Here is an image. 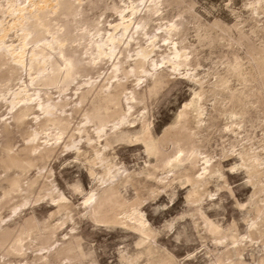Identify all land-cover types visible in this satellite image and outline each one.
I'll return each instance as SVG.
<instances>
[{
    "label": "bare ground",
    "instance_id": "obj_1",
    "mask_svg": "<svg viewBox=\"0 0 264 264\" xmlns=\"http://www.w3.org/2000/svg\"><path fill=\"white\" fill-rule=\"evenodd\" d=\"M175 6L176 14L170 15L166 12L165 8ZM249 7L251 13L257 15L259 10L263 11L264 0H253ZM99 8L115 12L118 19L105 26L100 17L95 16L96 14L90 15V11ZM0 13L10 16L6 22L0 18V69L5 65L10 69L25 72V77L21 76L19 87L12 92L8 101L11 109L18 107L13 109L8 117L11 122L7 119L3 120L1 131H4L8 137L12 132L10 125L21 127L31 114L34 121V127L27 133L28 139L26 138L27 141L22 147L10 153L2 144L0 148L2 166L6 169L16 168L22 173L27 171L35 161L51 157L64 134L69 132L68 140L64 138L63 147L72 150L77 158L83 157L89 162V173L99 182L98 187L89 190L81 201L84 215L94 221L131 229L138 234L134 249H118L119 264H181L182 262H179L174 254L158 247L156 240L158 232L141 207L139 200L142 198L138 199L136 195L137 198L130 200L122 193V189H126L128 184L140 182L137 179L140 173L145 177L153 178L155 182L157 180L163 188L171 187L175 182L183 179L190 184L188 201L198 202L192 210L195 216L193 221L197 226H202L205 234L213 236L211 239L214 250L212 249L211 253L216 251V254H213L215 258L207 264H245V259L241 257L243 251L248 246L250 249L253 248L256 238L252 237L251 233L247 235L235 233V229L227 234L210 218L201 203L204 194L209 190L208 184L224 177L221 170L222 162L214 160L215 156L202 148L204 141L209 142L207 139L210 138L207 136L214 127L204 100L207 99V92L211 93L215 103L219 101L218 95L226 93L230 94V99H240L237 87L235 91H238H234L237 95L230 90L227 76H231L232 73L239 80V77L244 75V64L234 53L233 59L228 58L229 62L224 65L227 76L223 74L224 72L214 69L215 78L208 81L211 86L206 90L204 82L210 73H202L190 65L191 54L197 48L191 49L189 45L182 43L189 37V25L193 23L197 39L201 43L218 37L228 40L230 46H234L235 42L239 45L240 39L232 40L230 30L232 27L221 25L218 21L210 24L202 21L195 9V3L191 0H0ZM51 19L60 20L61 23L59 22L56 27ZM153 22L157 24L154 25ZM236 29L240 38L248 37L243 28L236 27ZM10 31H14L17 35V42L7 41ZM253 33L255 32H251ZM249 42L251 41L246 42L247 45ZM164 46L169 48L168 52ZM247 52L250 55L248 62L253 68L260 65L264 67L263 45L249 44ZM176 71L178 75L181 73L199 84L200 89H197L190 99L184 101L175 121L165 129L163 135L156 137L153 122L149 117L147 100L154 98L167 84L170 75ZM84 77L87 78L83 79ZM49 87L58 89L57 98L52 96ZM69 90L70 92L66 93ZM64 92L65 95H62ZM246 92L248 93L247 90ZM78 114L83 116L82 120L80 119L81 124L73 126ZM242 121H232L231 123H236V128L233 124L225 130L232 132L230 134L239 132L237 128H240L239 123ZM51 128L54 130V133L51 132L54 141L41 137L44 141L41 143L40 134ZM244 136L242 139L237 136L241 140L236 137L232 145H239L242 140L249 141V135ZM130 141L143 143L145 151L156 159V163L149 161L147 168L143 167L140 173L131 170L130 172L124 166H119L114 160L115 152L112 150L116 144ZM43 143L45 146L41 147ZM252 145L241 144L237 154L244 160L243 166L246 170L244 171L248 173V177L255 181H263V185L259 188L263 191L264 155L258 150V146L249 153ZM170 146L171 149H168ZM246 152L250 155L248 158H243L242 154ZM159 169H163L164 175H157L156 171ZM49 173V170L39 166L37 174L28 180L24 189L31 192L33 188L41 187L49 178ZM5 181L7 188L2 195L21 187L18 177ZM54 187V190L46 194L48 200L56 207L50 212L48 219L40 221L35 214H32L21 221L10 219L13 220L12 223H1L0 247L10 242L9 247L6 246V255L24 256L27 253L30 242L24 243L23 236L32 228L38 227L40 231L43 230V235L38 234L44 242L52 235L54 229H58L56 227L74 219L72 201L62 190H59L60 188ZM8 199L9 197L7 201L5 199L0 201V209L5 202H9ZM16 206L19 204H14L12 207ZM56 214H60L61 218L53 223L50 218ZM263 218L264 216L260 222L253 219L250 226L252 232L258 231L257 226L262 225ZM74 228L72 225L70 229L74 230ZM38 229L35 231L38 232ZM35 237L39 238V236ZM261 242L264 247V239ZM262 250L264 261V248ZM63 252L71 258L82 260L91 254L85 250L82 238L71 231L63 246L50 254L41 252L36 258L45 260L44 264L45 262L47 264L49 257L54 258Z\"/></svg>",
    "mask_w": 264,
    "mask_h": 264
},
{
    "label": "rangeland",
    "instance_id": "obj_2",
    "mask_svg": "<svg viewBox=\"0 0 264 264\" xmlns=\"http://www.w3.org/2000/svg\"><path fill=\"white\" fill-rule=\"evenodd\" d=\"M191 1L195 3V9L202 21L209 24L214 21H218L221 25L232 27L230 28L233 36L232 40L240 39L241 43L237 45L236 42L233 41L235 42V45L230 46L228 40L218 39L215 34L213 35L216 39H208L209 42H212L209 43L205 40L201 43L197 39V33L193 23H191L192 25H189V37L182 41L183 44L189 45L191 49H194L195 47L197 48V50H194L191 54L190 65L193 66V68H197V70L202 73L209 72L210 75L206 77L207 79L205 78L208 82L214 80L215 77L213 72H215V70L220 71L221 73L224 72V75L226 74V66L224 65L227 64L229 60L233 59L234 53L239 56L240 60L242 59L241 62L244 64V75L243 77H239V80H237L238 78L235 74L232 75V73H230L231 76H227L226 74L228 84H230V90L234 92L237 87L239 90H237L239 92L237 94L240 95V99H230V94L226 93L224 95H218L217 98L219 101L215 103V99H213L211 93L207 92V99H205L206 101L204 100L207 112H209L208 116L212 117L213 125L216 128L212 127L213 129H210L211 135H206L210 138L207 139L209 142L204 141V143H202V148L211 155H214V160L216 159L217 161L222 162L221 170L224 173V177H221V180H213L208 184L207 189L209 188V190H207L206 194H204L201 203L210 218L219 224L223 231L227 234L233 232L234 229L235 233H240L241 235L251 233V236L256 238L253 248L251 247L250 249L249 246L246 247L241 257L245 259V264H264V261L262 260V248L264 247L261 242L264 239V221L262 222V225L257 226L258 231L255 232L254 230L252 232L250 229L253 219L260 222L264 216V190H259V188L263 185V181L256 180L258 182L256 183L255 179L253 180L250 176L249 177L251 179L248 177V173H245V166H243L244 160L237 154L241 144H253L252 148H250L251 150L248 152L252 153V150L259 147L258 150H260L264 155V67L260 65L257 66L258 68L256 66L253 68L248 62L250 55H248L247 52L249 44L252 43L253 45H263L264 47V8L263 11H261V9L257 15H255L251 13V9L249 7L250 2L253 0ZM99 9H94V11L92 10L93 12L90 11V15L96 14L95 16L98 18L100 17V20L105 23V26H107L109 22H114L118 19L115 12ZM165 9L166 12L170 13V15H174L177 12L176 6L174 8L167 7ZM101 14L102 16H100ZM9 17L10 16L8 14L0 13V18L3 19L4 22L8 21L10 19ZM54 20L55 19L51 22L54 26L56 25V27H58L57 24H59V22L61 23V21ZM155 23L157 24V22H153L154 25ZM236 27L243 28V30L248 34V37H242L243 40H241L242 38H240ZM251 32L255 33L251 34ZM8 38L7 41L12 40L13 42H17L16 38L18 37L14 31H10ZM246 39L252 43L249 42L247 45L248 41ZM206 41L208 45L206 44ZM165 48L168 52L169 48ZM104 66H107V64H104ZM183 67H181V71H183ZM101 72L103 71L101 70ZM174 73L170 75L169 81L161 88L160 91H158L156 96L147 100L149 117L153 122L152 126L156 137H158V135L160 137L163 135L165 129L175 121V118L181 110L184 101L190 99L194 92L197 91V89H200L199 84L193 82L191 79H188L185 75H182L181 73L178 75L177 71ZM21 76L25 77V72H23V70L17 71L15 69H10L5 65H3L0 69V148L5 145L6 151L10 153L15 152L26 143L28 139L27 133L34 127V121L32 120L33 114H31L21 127L18 128L10 125V130L12 129V132L8 137H6L4 131H1L3 120L7 119L8 122H11L12 120L8 117L18 107H14V110L11 109V105L8 101L12 92L19 87L21 83L19 81ZM26 78L28 77L26 76ZM85 78L87 77H84L83 79ZM262 81L263 83H261ZM205 82L204 87L208 90L211 85L209 82ZM244 84L246 85L244 86ZM48 90L52 92V96L54 98L59 96L58 89L49 87ZM68 92H70V90L66 91V93ZM63 94L65 95V92L62 93V95ZM4 98L7 99L5 100ZM150 102L151 104L149 105ZM69 107L70 106H68V108ZM82 118L83 116L78 114L77 119L73 122V126L80 125V119L82 120ZM234 120H243L239 123L242 130L237 128L239 132L236 131L235 133L230 134L232 132L225 130V128L229 125L233 126V124L236 128V123H231ZM52 130L53 128L48 129L45 133H41L39 138H48L51 142H53L54 138L51 132L54 133V130ZM220 130L223 133H221ZM208 133L209 131L207 134ZM241 134H243V136L246 135V137L249 135V141L242 140L243 142L241 141V144L238 143L239 145L233 146L232 144L235 142L234 139L237 136L242 139L243 136ZM68 135L69 132L64 134L63 138L59 141V146L53 152L51 157L45 160L35 161L34 165L23 173L16 168L6 169L0 163V201H4V199L6 200L8 197L10 199H8V203L5 202V205L2 207L3 209H0V214L2 215H0V225L4 222L12 223L13 220L10 221V219L21 221L32 214H35L40 221H43L45 218L48 219L50 212L54 211L56 207L52 204V202H50V200H48V196L46 194L51 192V190H54V186H56L57 189L60 188L59 190H62V192L70 198L72 205H74L72 207L74 219L68 220L63 226L56 227L58 229H54L55 232L53 230L51 233L52 235L48 236L44 242L40 239V235H43L42 233L44 232H42L43 230L40 231L38 227L32 228L29 231L30 233L27 232L24 234V243L30 242V246L26 250L27 253L24 256L6 255V246L8 248L10 242H6L8 244L4 243V245L0 247V264H44L45 260L37 259V254L44 251L47 252V254H50L63 246L65 239L71 231L74 235H78L82 238L85 250L91 252V254L82 260L79 258H71L63 252L54 258L49 257L50 259L47 260V264H119L118 249L126 248L127 250H132L136 247L135 242L138 239V234L136 232L131 229L111 226L107 223L94 221L91 217L84 215L81 201H83V197L89 190L98 187L97 185H99V182L97 178H94L89 173V162L85 161L83 157L77 158L76 154L73 153L72 150L70 151L68 148L63 147L64 138H69ZM6 138L7 142L5 143ZM42 138L39 139V141L42 140L41 143L44 142ZM68 138L66 140H68ZM44 146L45 143H43L41 147ZM168 149H171V146ZM112 152H115L114 160L118 162L119 166L122 165L129 171H135L134 173H140L144 168H147L146 166H148L149 161L152 163L155 161L156 163V159L147 154L144 144L141 142L130 141L116 144ZM249 153L246 152L242 154L243 158H248L250 155ZM39 166L44 167V170H49L50 176L45 180L41 187L37 186L29 192V190L24 188L27 186L28 180L37 174ZM156 172L158 176H162V174L164 175L163 169H159ZM15 177H18L20 180L21 187H19L18 190L11 191V193L9 192L8 194L2 195L7 188L5 180ZM224 178L226 179L225 181ZM137 179L140 182H135L132 185L128 184L129 186L127 185L126 189H122V193L130 200H133L134 197L137 198V196L139 197L138 199L142 198L139 200L141 202V207L145 211L153 228L156 232H158V236L156 237L158 247L163 250L166 249L170 253L174 254L179 262L182 261L181 264L183 262L186 264H207L213 260L215 258V255L213 254H216V251L211 253V250H214V244L211 239L213 236L205 234L202 226H197L193 221L195 216H193L192 210L198 202L188 201L187 195H189L188 191L191 189L190 184L183 179L175 182L171 187L163 188L157 183V180L155 182L153 178L145 177L143 173H140ZM48 182L52 183L49 184ZM133 185L135 186L133 187ZM224 185L225 187H223ZM252 200L254 201V205L252 204ZM14 204H19V206L15 207L17 208L16 211H14L15 208L12 207ZM256 206H261L262 208L257 209ZM190 213L192 214L190 215ZM60 218L61 215L56 214L50 219L54 223V221H57ZM72 225L75 227L74 230L70 229ZM170 225L172 227H170ZM35 229H38V232L37 230L35 231ZM66 232L67 236H65ZM35 236H39V238H36ZM40 241L43 246L40 244Z\"/></svg>",
    "mask_w": 264,
    "mask_h": 264
}]
</instances>
